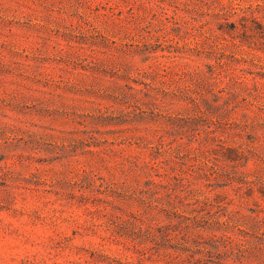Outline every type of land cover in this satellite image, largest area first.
I'll use <instances>...</instances> for the list:
<instances>
[{
	"label": "rangeland",
	"instance_id": "obj_1",
	"mask_svg": "<svg viewBox=\"0 0 264 264\" xmlns=\"http://www.w3.org/2000/svg\"><path fill=\"white\" fill-rule=\"evenodd\" d=\"M0 264H264V0H0Z\"/></svg>",
	"mask_w": 264,
	"mask_h": 264
}]
</instances>
